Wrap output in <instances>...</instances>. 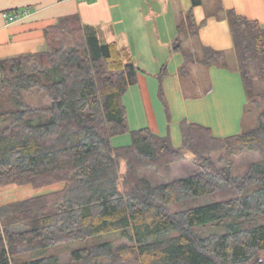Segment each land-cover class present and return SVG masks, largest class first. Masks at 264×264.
Masks as SVG:
<instances>
[{
    "label": "trees",
    "instance_id": "obj_1",
    "mask_svg": "<svg viewBox=\"0 0 264 264\" xmlns=\"http://www.w3.org/2000/svg\"><path fill=\"white\" fill-rule=\"evenodd\" d=\"M226 14L245 115L260 110L261 123L222 138L183 120L180 148L170 132L130 129L124 98L144 71L79 17L48 27L44 51L0 60V188L62 185L0 207V264H60L64 251L69 264H264V27ZM198 31L189 13L173 44L183 80L195 66L228 67L224 52L184 51ZM167 71L157 78L170 116ZM127 133L131 142L115 147ZM243 151L261 160L239 172ZM188 163L191 174L168 180Z\"/></svg>",
    "mask_w": 264,
    "mask_h": 264
},
{
    "label": "crops",
    "instance_id": "obj_2",
    "mask_svg": "<svg viewBox=\"0 0 264 264\" xmlns=\"http://www.w3.org/2000/svg\"><path fill=\"white\" fill-rule=\"evenodd\" d=\"M27 9L29 13L13 23H7L3 17L4 12ZM228 10L256 20L264 27V0H198V3L194 0H0V60L44 51L48 27L65 18L79 17L82 23L95 27L103 41L116 42L120 49L130 52L135 64L144 71L140 76L150 75L151 64L158 69L167 65L163 92L171 115L172 142L180 148L183 120L210 127L216 137H230L243 131L247 97L237 67ZM189 13L193 14L199 31L195 39L183 41L184 51L188 43L192 53L207 46L224 52L228 63V67L213 65L204 69L203 75L211 88L198 98L186 96L180 75L184 53L173 51L179 29ZM193 70L202 69L193 67L192 78ZM201 74L196 76L198 80ZM135 87L128 90L124 104ZM140 128L150 127L142 124L135 129Z\"/></svg>",
    "mask_w": 264,
    "mask_h": 264
},
{
    "label": "rangeland",
    "instance_id": "obj_3",
    "mask_svg": "<svg viewBox=\"0 0 264 264\" xmlns=\"http://www.w3.org/2000/svg\"><path fill=\"white\" fill-rule=\"evenodd\" d=\"M189 43L185 46V51H190ZM201 49L197 52L200 53ZM230 63V62H229ZM228 64V63H227ZM220 66V65H219ZM151 73L149 76L141 75L140 76V84L135 87L132 92H130V96L126 98V106L128 107V121L131 130H139L135 129L136 126H147L150 127L151 130L156 132L157 134H164L166 132H170V124L171 123V115L169 116L166 107L162 101V98L159 94L158 88V79L157 76L161 70V68H156L155 65H150ZM202 70L200 71L201 79L198 80L196 76L198 75V71L193 70L194 77L191 80H183V88L186 96L192 98H198L208 92L211 88L209 80L203 75L204 69H208L204 66H199ZM203 88H202V86ZM134 87V86H133ZM200 90V91H199ZM199 91V93H198ZM246 107V106H245ZM260 110H252L245 115V121L243 122V130H249L257 127L260 123ZM137 117V121L135 120ZM138 117L141 120L138 121ZM141 124V125H140ZM141 129V128H140ZM131 142V136L129 133L123 134L120 136H116L113 138V145L115 147L125 146ZM235 168L239 172H243L246 170L248 165L253 162H257L261 160V156L257 152L243 151L237 153L234 157ZM191 164L183 165V164H174L172 167V171L168 180H172L174 178H182L191 174L194 170ZM52 188V189H51ZM61 186H57L54 188H46V190L35 189L32 186H6L0 188V207L17 202L20 200H24L30 197H35L38 195L50 193L56 190L61 189ZM49 189V190H48ZM213 199H204V204H208L213 202ZM124 241L117 240L115 243L119 244ZM126 242V241H125ZM87 243H79L73 245L72 248L84 247ZM70 262V251H64L60 254V264H69Z\"/></svg>",
    "mask_w": 264,
    "mask_h": 264
},
{
    "label": "built area",
    "instance_id": "obj_4",
    "mask_svg": "<svg viewBox=\"0 0 264 264\" xmlns=\"http://www.w3.org/2000/svg\"><path fill=\"white\" fill-rule=\"evenodd\" d=\"M81 1H92V0H81ZM29 13V10H25V11H7L3 13V17L5 18V20L7 21V23H13L17 20H19L21 17H24L25 15H27Z\"/></svg>",
    "mask_w": 264,
    "mask_h": 264
}]
</instances>
